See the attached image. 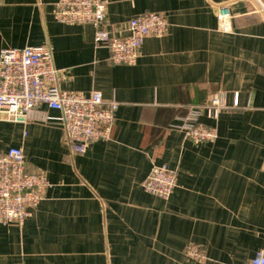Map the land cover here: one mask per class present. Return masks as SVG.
Instances as JSON below:
<instances>
[{
    "label": "crops",
    "instance_id": "crops-1",
    "mask_svg": "<svg viewBox=\"0 0 264 264\" xmlns=\"http://www.w3.org/2000/svg\"><path fill=\"white\" fill-rule=\"evenodd\" d=\"M57 1L2 0L0 52L47 46L60 89L99 90L119 109L109 139L83 154L58 110L41 105L25 121L0 113V156L22 148L28 170L51 182L24 223L0 224V264H249L264 252V0H107L111 31L150 11L169 23L135 65L112 63L92 25L57 22ZM216 94L239 107L201 117L215 141L170 129ZM162 165L177 173L169 199L143 186Z\"/></svg>",
    "mask_w": 264,
    "mask_h": 264
},
{
    "label": "built area",
    "instance_id": "built-area-1",
    "mask_svg": "<svg viewBox=\"0 0 264 264\" xmlns=\"http://www.w3.org/2000/svg\"><path fill=\"white\" fill-rule=\"evenodd\" d=\"M254 1L261 5V0ZM107 6V0H58L53 14L59 23L92 25L95 45L109 47L114 64L135 65L146 38L161 37L169 30L166 18L150 11L130 19L126 30L111 31L106 26ZM230 17L228 6L220 5L218 18L223 28ZM61 78L62 71L55 66L53 53L47 46L2 49L0 113L12 121H25L41 105L58 110L68 143L74 152L83 154L91 143L109 139L119 102L106 101L99 90L89 93L62 90ZM237 107L238 96L229 105L224 94H216L205 104L192 107L170 129L183 132L197 143L215 141L217 128L201 122V117L217 120L223 111ZM143 186L148 193L169 199L177 187V173L167 165L155 166ZM50 187L46 173L28 170L24 150L11 147L0 156V224L24 223L45 199ZM187 254L194 259L202 257L196 245H190ZM249 264H264V252L259 251Z\"/></svg>",
    "mask_w": 264,
    "mask_h": 264
}]
</instances>
